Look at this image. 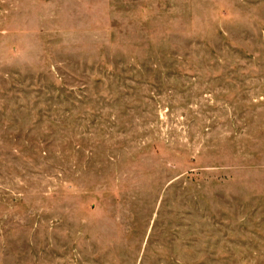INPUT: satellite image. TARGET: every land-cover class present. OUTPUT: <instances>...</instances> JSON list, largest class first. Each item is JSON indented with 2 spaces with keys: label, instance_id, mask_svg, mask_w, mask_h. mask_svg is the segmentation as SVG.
<instances>
[{
  "label": "rangeland",
  "instance_id": "374dc122",
  "mask_svg": "<svg viewBox=\"0 0 264 264\" xmlns=\"http://www.w3.org/2000/svg\"><path fill=\"white\" fill-rule=\"evenodd\" d=\"M0 264H264V0H0Z\"/></svg>",
  "mask_w": 264,
  "mask_h": 264
}]
</instances>
